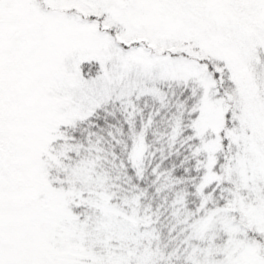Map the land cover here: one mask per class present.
<instances>
[{
  "label": "snow or ice",
  "instance_id": "1",
  "mask_svg": "<svg viewBox=\"0 0 264 264\" xmlns=\"http://www.w3.org/2000/svg\"><path fill=\"white\" fill-rule=\"evenodd\" d=\"M0 264H264V0H0Z\"/></svg>",
  "mask_w": 264,
  "mask_h": 264
}]
</instances>
